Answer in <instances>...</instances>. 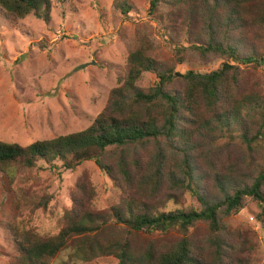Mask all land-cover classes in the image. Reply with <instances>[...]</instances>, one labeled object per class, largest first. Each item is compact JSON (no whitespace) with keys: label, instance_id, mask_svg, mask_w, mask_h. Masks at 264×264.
Wrapping results in <instances>:
<instances>
[{"label":"trees","instance_id":"trees-1","mask_svg":"<svg viewBox=\"0 0 264 264\" xmlns=\"http://www.w3.org/2000/svg\"><path fill=\"white\" fill-rule=\"evenodd\" d=\"M118 7L124 13L132 9L128 0H119ZM52 12V0H0V18L13 26L29 15L50 24ZM150 13L167 31L179 61L190 51L202 58L217 56L221 65L211 72L181 75L175 72L174 61L159 62L142 41L128 55L121 86L112 91L108 105L89 127L27 146L0 140L1 188L16 212L23 205L46 209L51 202L52 197L40 196L36 190L26 191L22 200L16 191L10 192L18 173H31L41 162L57 168L58 161L63 169L73 171L85 161H95L112 181H124L127 187L133 180L130 167L141 174L140 184L149 195L125 192L100 212L90 210L87 186L77 187L73 205L53 235L0 221L12 247L5 255L8 264H51L62 253L66 258L60 264L103 258H114L118 264L248 263L235 256L241 245L225 228L224 218L246 208L247 198L264 208V92L243 88L240 79V66L264 69V0H152ZM147 73L156 82L144 91L137 83ZM178 77L185 83L182 90H169ZM208 136L217 142L239 141L245 150L242 163L223 161L210 170L191 160L189 154L199 146L191 141ZM184 138L188 139L184 146H176ZM160 139L184 155L177 170L176 162L164 159L162 145L148 175H142L138 157L128 162L121 156L112 165L107 161L113 151L125 154L131 147ZM161 164H170L167 173L161 171ZM163 181L170 192L177 187L190 193L200 207L167 210L176 195L159 196ZM259 219L263 222L264 209ZM198 222L206 223L204 241L191 234ZM175 230L180 234L177 241L151 239L141 244L136 239L141 232L171 235Z\"/></svg>","mask_w":264,"mask_h":264},{"label":"rangeland","instance_id":"rangeland-1","mask_svg":"<svg viewBox=\"0 0 264 264\" xmlns=\"http://www.w3.org/2000/svg\"><path fill=\"white\" fill-rule=\"evenodd\" d=\"M52 1L50 24L32 15L15 26L0 18L1 141L27 146L89 127L108 105L112 91L121 86L120 78L125 74L128 55L138 49L142 41L149 46V54L159 62L168 65L174 61L175 72L181 75L189 71L211 72L223 62L217 56L202 58L190 51L179 61L167 31L155 21V14L150 13L152 0H128L132 9L127 13L118 7L119 0ZM240 70L243 88L264 92L262 67L240 66ZM155 82L156 77L147 73L137 85L149 91ZM184 84L178 77L168 89L181 91ZM187 140H177L176 146H184ZM160 141L161 144L152 141L131 147L125 154L113 151L107 155V161L112 165L121 156L128 162L138 157L142 175H148L153 169L149 164L155 159L158 146L162 145L164 159L172 164L176 162L177 170V163L185 158L184 155L179 150H171L163 139ZM191 142H198L199 146L189 158L210 170L223 161L240 164L245 155L239 141L221 139L217 142L208 136L204 140L197 137ZM56 164L58 167L54 168L41 162L31 173H18L10 190L17 192L19 200L26 191L36 190L40 196L46 193L47 198L52 197L46 209L31 210L23 205L16 212L12 200L2 191L0 179L1 222L33 228L41 235H53L60 231L64 214L73 205L72 196L78 192L77 187L87 186L85 200L90 210L100 212L107 211L125 192L134 196L149 195L144 184H140L141 174L133 168L129 167L133 180L127 187L124 181H112L95 161H85L73 171L63 169L58 161ZM169 167L170 164H161V171L167 173ZM171 194L176 198L169 202L167 210L200 207L190 193L177 187L170 192L169 184L163 181L159 196L165 198ZM263 209L247 198L246 208L224 218L225 228L241 245L235 256L249 264H264V220L259 219ZM205 232V222H198L191 230L198 241H204ZM179 237L176 230L171 235L154 233L149 236L143 232L136 235L141 244L151 239L177 241ZM11 251L0 225V264H8L5 255ZM65 258L66 254L62 253L51 264H60ZM82 264H118V261L103 258Z\"/></svg>","mask_w":264,"mask_h":264}]
</instances>
